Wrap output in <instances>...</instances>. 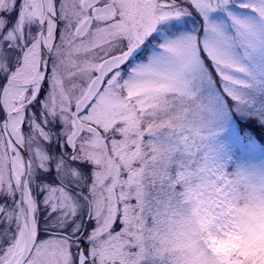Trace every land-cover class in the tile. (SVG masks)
Instances as JSON below:
<instances>
[{
    "label": "snow or ice",
    "instance_id": "6c2138e0",
    "mask_svg": "<svg viewBox=\"0 0 264 264\" xmlns=\"http://www.w3.org/2000/svg\"><path fill=\"white\" fill-rule=\"evenodd\" d=\"M0 264H264V0H0Z\"/></svg>",
    "mask_w": 264,
    "mask_h": 264
}]
</instances>
